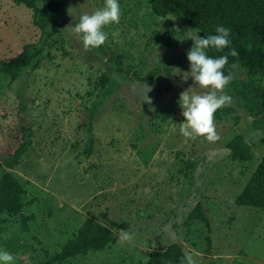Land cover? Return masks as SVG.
I'll return each mask as SVG.
<instances>
[{
	"label": "rangeland",
	"instance_id": "rangeland-1",
	"mask_svg": "<svg viewBox=\"0 0 264 264\" xmlns=\"http://www.w3.org/2000/svg\"><path fill=\"white\" fill-rule=\"evenodd\" d=\"M119 4L120 22L105 27L106 42L85 50L71 29L104 0H69L44 30L25 5L0 0V61L27 43L34 55L15 79L0 72V162L26 146L12 171L27 192L20 216L0 213V249L13 254L14 264H140L149 251L178 242L195 264H264V209L234 201L264 156L262 132L227 85L232 102L214 117L220 139L185 138L180 95L202 89L188 60L173 62L193 47L189 30L198 31L172 15H155L148 0ZM153 68L162 70L154 84L133 76ZM229 72L232 79L246 76L238 64ZM236 135L251 145L250 159L228 158ZM197 203L209 227L187 221ZM85 219L110 228L114 243L51 261ZM111 221L126 222L133 239L121 242Z\"/></svg>",
	"mask_w": 264,
	"mask_h": 264
},
{
	"label": "trees",
	"instance_id": "trees-1",
	"mask_svg": "<svg viewBox=\"0 0 264 264\" xmlns=\"http://www.w3.org/2000/svg\"><path fill=\"white\" fill-rule=\"evenodd\" d=\"M68 1L16 0L18 4H23L31 10L32 22L40 30L49 28L66 12ZM148 2L155 15L177 17L195 28L202 38L216 34L217 26L230 29L231 43L228 47L221 51L211 48L206 51L212 57L228 56V63L223 69L225 75L230 74L229 69L234 64H238L245 71V78L232 79L228 86L249 111L253 127L263 134L260 141L264 144V0H148ZM165 35V44L169 46L174 30L167 31ZM31 47L29 43L24 44L15 56L0 61V72L15 79L18 71L32 62L34 55ZM233 48L239 53L238 56L230 55ZM183 59L188 60L187 54L173 63L180 65ZM112 60L117 64L118 71L129 73L117 57L112 56ZM166 69L170 70L169 67ZM161 71V68H153L145 77L136 73L133 76L154 84L156 74ZM106 82L107 77L100 79L102 87ZM226 112V108H220L214 117L221 118ZM25 147L24 144L20 146L5 165L0 162V213L20 216L26 205V188L12 171V168L19 164ZM227 147L229 148L227 155L231 160H247L252 157L251 145L241 135L234 136ZM193 166V161L186 164L189 176L191 172L188 173V170ZM234 201L239 206L264 209V156ZM195 219L209 227V219L200 203L193 207L187 217V221ZM111 224L120 230L127 226L126 222L111 221ZM115 240L116 237L110 228L91 219H85L59 250L50 256V260L60 263L90 251H102ZM184 253L180 243L172 242L165 249L149 251L147 260L140 264H181Z\"/></svg>",
	"mask_w": 264,
	"mask_h": 264
},
{
	"label": "clouds",
	"instance_id": "clouds-1",
	"mask_svg": "<svg viewBox=\"0 0 264 264\" xmlns=\"http://www.w3.org/2000/svg\"><path fill=\"white\" fill-rule=\"evenodd\" d=\"M70 10V9H69ZM121 17L119 0H104V5L91 13H84L79 17V22L71 29L82 41L85 50H91L103 45L108 39V32L104 29L111 24H118ZM216 34L202 38L194 30H189L188 38L194 41L193 47L187 52L190 62V76L194 84L202 91H184L180 95L179 103L182 107V115L186 118L180 123V133L185 138L195 139L203 137L210 143L220 139L214 123L215 112L232 102V97L225 92L227 85L232 80L231 74L225 75L223 69L228 63V56L212 57L206 50L215 49L221 51L231 43L230 29L224 26L216 27ZM115 35V33H113ZM232 56H238L236 49L230 52ZM146 92V100L151 98ZM121 242L133 239L132 234L121 229L119 232ZM15 257L9 251L0 249V264H14ZM181 264H195L190 252L185 251Z\"/></svg>",
	"mask_w": 264,
	"mask_h": 264
}]
</instances>
